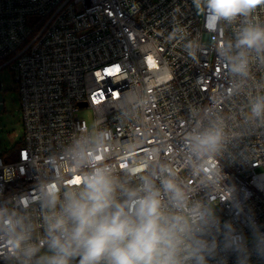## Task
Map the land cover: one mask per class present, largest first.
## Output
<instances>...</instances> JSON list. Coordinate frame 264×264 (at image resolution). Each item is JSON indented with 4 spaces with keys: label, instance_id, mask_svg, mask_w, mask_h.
Segmentation results:
<instances>
[{
    "label": "built area",
    "instance_id": "obj_1",
    "mask_svg": "<svg viewBox=\"0 0 264 264\" xmlns=\"http://www.w3.org/2000/svg\"><path fill=\"white\" fill-rule=\"evenodd\" d=\"M240 24L207 31L193 0H0V68L14 75L24 123L22 145L0 154V208L26 214L39 238V187L80 179L72 147L107 132L103 162L121 176L138 167L132 183L163 169L225 219L243 198L264 224V118L251 115L264 62L241 77L216 54ZM2 89L0 78V107ZM213 127L218 149L194 154L191 137ZM8 251L0 244V264Z\"/></svg>",
    "mask_w": 264,
    "mask_h": 264
},
{
    "label": "clouds",
    "instance_id": "obj_2",
    "mask_svg": "<svg viewBox=\"0 0 264 264\" xmlns=\"http://www.w3.org/2000/svg\"><path fill=\"white\" fill-rule=\"evenodd\" d=\"M193 5L207 31L218 33L223 24L241 21L234 38L216 47L232 74L246 76L253 59L264 62V22L257 18L264 0H193ZM251 115L264 118V96L253 99ZM108 136L102 132L72 147L77 171L87 169L80 179L39 187V238L26 214L0 208V244L9 250L5 264H229L230 259L264 264V224L243 198L225 219L193 200L163 169L132 183L138 167L121 176L103 162L100 149ZM221 140V130L209 128L191 137L192 151L212 153Z\"/></svg>",
    "mask_w": 264,
    "mask_h": 264
},
{
    "label": "rangeland",
    "instance_id": "obj_3",
    "mask_svg": "<svg viewBox=\"0 0 264 264\" xmlns=\"http://www.w3.org/2000/svg\"><path fill=\"white\" fill-rule=\"evenodd\" d=\"M35 18L29 19L33 25ZM0 78L3 80V106L0 107V154L14 151L24 141V123L22 120L21 102L17 89V82L9 67L0 68ZM80 115L91 126L93 112L91 109L82 108Z\"/></svg>",
    "mask_w": 264,
    "mask_h": 264
},
{
    "label": "snow or ice",
    "instance_id": "obj_4",
    "mask_svg": "<svg viewBox=\"0 0 264 264\" xmlns=\"http://www.w3.org/2000/svg\"><path fill=\"white\" fill-rule=\"evenodd\" d=\"M120 70H121L120 66L116 65V66H113L112 68L106 69L105 75H115L116 73L120 72ZM97 75L99 76V73Z\"/></svg>",
    "mask_w": 264,
    "mask_h": 264
}]
</instances>
